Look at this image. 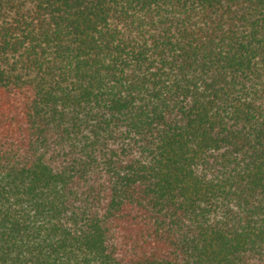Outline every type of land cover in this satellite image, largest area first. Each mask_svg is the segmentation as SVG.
<instances>
[{
	"label": "trees",
	"instance_id": "trees-1",
	"mask_svg": "<svg viewBox=\"0 0 264 264\" xmlns=\"http://www.w3.org/2000/svg\"><path fill=\"white\" fill-rule=\"evenodd\" d=\"M0 264H264V0H0Z\"/></svg>",
	"mask_w": 264,
	"mask_h": 264
}]
</instances>
